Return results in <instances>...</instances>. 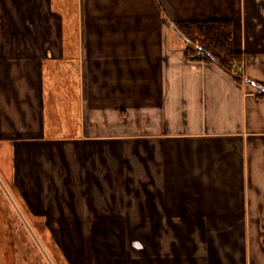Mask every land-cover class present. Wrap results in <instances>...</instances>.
Returning a JSON list of instances; mask_svg holds the SVG:
<instances>
[{"label":"crops","instance_id":"crops-1","mask_svg":"<svg viewBox=\"0 0 264 264\" xmlns=\"http://www.w3.org/2000/svg\"><path fill=\"white\" fill-rule=\"evenodd\" d=\"M197 22L229 23L236 69L191 59L175 25ZM15 136L64 201L41 231L49 212L136 233L135 264H264V0H0Z\"/></svg>","mask_w":264,"mask_h":264},{"label":"rangeland","instance_id":"rangeland-1","mask_svg":"<svg viewBox=\"0 0 264 264\" xmlns=\"http://www.w3.org/2000/svg\"><path fill=\"white\" fill-rule=\"evenodd\" d=\"M40 145V142L23 136H15L11 140L0 138V264H101L104 261L115 264L116 261L121 263L122 255L126 258L123 264H135L134 258L128 257L134 252V232L94 231L86 224L81 226L82 230H75V227L62 230L51 224V221H60L62 217L48 211L64 201L39 199L40 190L52 186L49 176L40 174V167L45 166L44 159H39L42 156ZM5 191L15 198L35 232L27 231ZM44 207L50 209L45 215V226L50 231H41L44 215L38 213ZM66 218L72 220L70 216ZM121 245L127 253L123 254ZM109 248L114 252H106ZM43 253H47V259L53 262L47 263ZM107 254L111 257L103 259Z\"/></svg>","mask_w":264,"mask_h":264},{"label":"trees","instance_id":"trees-1","mask_svg":"<svg viewBox=\"0 0 264 264\" xmlns=\"http://www.w3.org/2000/svg\"><path fill=\"white\" fill-rule=\"evenodd\" d=\"M175 26L193 49L198 48L205 54V61H215L229 72L236 69L241 62V55L232 46L229 23L197 22L179 23ZM234 77L238 79L237 74Z\"/></svg>","mask_w":264,"mask_h":264},{"label":"built area","instance_id":"built-area-1","mask_svg":"<svg viewBox=\"0 0 264 264\" xmlns=\"http://www.w3.org/2000/svg\"><path fill=\"white\" fill-rule=\"evenodd\" d=\"M205 58V54L198 48H195L194 53L191 55V59L194 61H202ZM2 181L1 176H0V182ZM6 196L12 206V208L14 209V211L18 214V216L20 217L22 223L24 224V226L26 227L27 231L29 232H35L34 227L31 225V223L29 222L27 216L25 215L23 209L20 207V205L17 203V201L15 200V198L12 196V194L8 191H5ZM35 243L38 245V242L35 241ZM46 252V251H45ZM47 253L46 255L43 253V256L46 258V261H48L47 263H52L53 261H49L47 259ZM49 257V256H48Z\"/></svg>","mask_w":264,"mask_h":264},{"label":"flooded vegetation","instance_id":"flooded-vegetation-1","mask_svg":"<svg viewBox=\"0 0 264 264\" xmlns=\"http://www.w3.org/2000/svg\"><path fill=\"white\" fill-rule=\"evenodd\" d=\"M107 245V244H106ZM133 246H134V248H137V249H139V251H141V252H143V254L144 255H146L147 256V253L145 252V249H144V247H143V245H141V243H140V241H138V239H135V242H133ZM107 248H108V245L106 246ZM121 249H123V254H125V253H127V251H125L124 250V247H123V245H121ZM106 252H111L110 251V248H109V250L107 249V251ZM85 255V254H84ZM125 256V255H124ZM123 256V257H124ZM111 256H109V254H108V256H106L105 258H103V259H109ZM128 257H132V255H129ZM65 258V257H64ZM105 262H107V264H110L108 261H104V262H102L101 264H105ZM119 261H116V263H118ZM147 264H151L150 262H148Z\"/></svg>","mask_w":264,"mask_h":264}]
</instances>
